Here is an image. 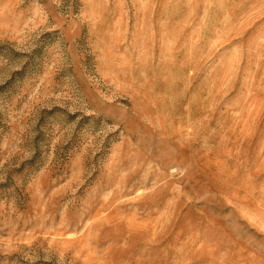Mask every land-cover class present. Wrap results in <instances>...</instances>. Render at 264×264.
<instances>
[{"label": "rangeland", "instance_id": "obj_1", "mask_svg": "<svg viewBox=\"0 0 264 264\" xmlns=\"http://www.w3.org/2000/svg\"><path fill=\"white\" fill-rule=\"evenodd\" d=\"M0 264H264V0H0Z\"/></svg>", "mask_w": 264, "mask_h": 264}]
</instances>
